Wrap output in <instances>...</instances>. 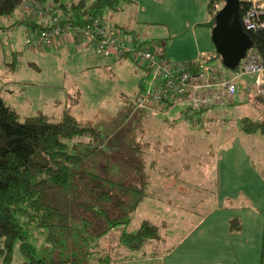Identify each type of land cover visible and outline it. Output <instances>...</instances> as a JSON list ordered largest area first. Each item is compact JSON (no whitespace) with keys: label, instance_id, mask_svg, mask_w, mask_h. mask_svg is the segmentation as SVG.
<instances>
[{"label":"rangeland","instance_id":"obj_1","mask_svg":"<svg viewBox=\"0 0 264 264\" xmlns=\"http://www.w3.org/2000/svg\"><path fill=\"white\" fill-rule=\"evenodd\" d=\"M143 2L149 5L147 11L128 6L126 12L107 13V19L118 22L119 18L139 9L136 19L139 23L130 19L134 30L144 33L151 40L165 42L169 54L176 52L184 57L187 52L195 53L199 50L209 53V50L215 48L210 28L197 25L196 31L192 29L197 20L194 12L187 8L177 11L180 0ZM152 6L156 8L154 13ZM142 20H152L162 25L148 26ZM164 20L166 25L162 22ZM25 28L20 26L4 34L0 33V93L7 103L15 107L23 117L45 112L58 119L60 116L57 112H60L62 106L58 108L54 101L60 100L65 91L79 89L80 103L73 105L71 112L79 120L94 123L103 134L100 149L90 156L85 155V146L78 144L76 152L85 157L79 170L85 176L78 179L73 192H66L64 196L53 190L57 188L48 190L59 203L60 212L66 214L63 221L65 226L59 227V236L62 229L68 233L77 232L84 242L94 236L102 255L107 254V249L103 248L107 242L116 245L120 241L125 228L121 222L127 219L130 220L128 231L136 232L142 221L150 220L160 227L164 235L168 233L172 236L175 233L177 236L179 227L190 216L189 211L196 199L194 194L211 197L212 191L205 190L208 186L202 185L216 180L212 168L214 170L220 164V181L264 176V144L262 138L258 137L260 132L244 134L240 128L241 119L245 116L260 118L259 108L262 105L255 104V91L245 93L247 98L240 99L239 95L233 104L211 106L194 115L195 120L186 119L183 115L173 117L171 119H175L179 125L171 130L166 129L163 125L170 122V117L153 115L137 107L135 98L140 90L139 84L148 78L145 70L138 67L131 58L109 60L93 48L82 51L72 48L68 50L69 54L65 51L67 55L65 52L39 53L27 50L24 47ZM30 61L35 64H30ZM15 62L17 66L13 70L10 63ZM221 62L212 60L208 64L212 68L211 80L215 84L221 81L222 75L214 73V69L218 72V68H221L222 73L232 74ZM254 81V77L243 75L237 83L253 86ZM52 94L59 96L58 99L52 98ZM172 116H176V113ZM183 123L184 126H181ZM150 124L154 125L150 127ZM79 141L85 144L87 139ZM192 147L197 148L198 154L204 153L203 163H200V156L190 159L187 151ZM162 151L171 155L169 165L175 164L180 168L190 159L191 167L165 179L159 176L156 179L146 177L143 170L147 158L156 161L158 170L161 167L159 156ZM86 172L100 175L106 185L101 186L99 182L103 180L86 175ZM111 181L115 182L114 185L110 184ZM91 189L98 191L95 193ZM104 190L109 196L103 194L99 198L98 195ZM170 198L178 201L177 207L175 203L167 205ZM176 216L180 220L182 217L186 219L179 221ZM162 221H168V225L162 224ZM105 230L108 232L100 236ZM96 239L91 242L93 248ZM20 259L17 249L14 262Z\"/></svg>","mask_w":264,"mask_h":264},{"label":"trees","instance_id":"obj_2","mask_svg":"<svg viewBox=\"0 0 264 264\" xmlns=\"http://www.w3.org/2000/svg\"><path fill=\"white\" fill-rule=\"evenodd\" d=\"M132 1L0 0V32L12 31L19 26H25L27 30L24 35V47L27 50H33L27 46L26 41L29 34L37 31L39 25L35 19L27 18L19 11L20 7L27 2H34L40 5L54 2L59 4L60 9L66 14L75 17L77 23H80L89 15H97L106 19L107 13L123 11L128 3ZM223 1L225 0H209L208 6L211 20L204 25L211 30H213L215 25V15L217 13L214 5L219 3V5L224 6ZM242 14L243 8H241V16ZM126 32L135 33L136 31L126 30ZM136 33L142 35L144 41H151V39L144 36V33ZM248 33L253 41V47L258 50L261 60L264 61V31L252 30ZM71 48L78 49L75 46ZM89 48H93L96 51L92 46L78 50L82 51ZM166 52L167 50L165 49ZM47 53L50 52L48 51ZM166 56L169 58L168 53H166ZM108 59L110 60L111 58ZM169 59L172 60L171 58ZM111 60L119 59L112 58ZM193 61L195 60L190 62ZM10 64L11 69L15 70L17 63ZM30 64L35 63L31 62ZM147 75L145 71V76ZM146 83L147 80L139 84L140 90L135 98L137 107L140 110H147L153 115L161 114L168 117L169 114L167 113L169 111L175 110L182 105V107H185L183 115L186 119L190 118L191 120H195L194 115L206 110L203 108H192L189 103H180L181 105L178 103L170 108L173 104L171 101L164 107V109H169L166 112L155 109L157 106L154 109L139 107L138 97L145 90ZM239 92L237 93L238 95ZM255 94L257 99L255 104L260 103L262 105L259 108L260 118L255 119L251 116L242 118L240 128L244 134H255L257 132L264 134V94L257 92ZM80 95L81 91L79 89H73L66 100L63 114L57 119L45 112L23 117L15 107L7 103L0 93V264L64 263L61 258L64 243L58 231L60 226H65L63 221H65L66 214L60 212L59 203L56 202L48 190L50 188H60L68 194L72 193V189L79 181L78 179L85 176L79 170V166L83 165L85 157L76 152L79 149L78 144L85 146V155L90 156L100 149L99 147H101L103 142L101 141L103 134H101V130L94 123L89 120H79L71 112L72 106L80 103ZM249 99L251 100V95ZM81 139H87V142L85 144L78 142ZM86 175L103 180L102 183L99 182L100 185H106L105 179L100 175L88 174V172H86ZM114 183V181L110 182L111 185H114ZM91 190L95 193L98 191ZM103 194L106 197L109 196L108 192L104 190L101 195H98L99 198ZM129 221L127 219L121 222L125 225V228L121 233L120 245L139 251V249L144 247L145 243L160 239L159 226L153 221H142L143 223L136 232L127 230ZM239 226V219H233L232 228L237 229ZM106 232L108 230L101 232L99 235H104ZM94 238L96 239L93 236L90 240H86L88 246L87 255L94 257L97 264H114L109 254L102 255L98 250L97 239L94 248L91 246V242L95 240ZM17 249L22 259L14 262V255ZM262 261L264 264V253Z\"/></svg>","mask_w":264,"mask_h":264},{"label":"crops","instance_id":"obj_3","mask_svg":"<svg viewBox=\"0 0 264 264\" xmlns=\"http://www.w3.org/2000/svg\"><path fill=\"white\" fill-rule=\"evenodd\" d=\"M144 1L148 2L149 0ZM208 3L209 0H180L177 11H182L184 8H187L189 11L194 12V18H197V20L193 25L194 27H191L196 31L197 25H202L205 28L208 27L204 25L211 20ZM128 6H130V8H139L140 10L146 11L149 8V5L144 3L143 0H133L129 2L123 11L126 12ZM141 6L144 7L141 8ZM139 9L125 16L126 18L121 17L118 22H113L122 26L125 30H134V24L132 25L130 19L135 21V23H139L138 20H136ZM151 9L154 13L156 8L152 6ZM143 22L148 24V26L162 25L152 20H145ZM162 22L163 24L165 22V25L167 24L165 20ZM26 30L25 28L24 35ZM6 31H1L0 33L4 34ZM170 33L169 31V34ZM68 50H72V48L63 47L57 52L52 51L50 53L61 52L62 54ZM214 50L215 48L209 50V53L199 50L195 53L187 52L184 57L178 55L176 52L169 54L167 51L166 53H168L169 58L174 61L187 62L214 53ZM69 52L70 51H68V54ZM65 53L67 55V52ZM218 69V72H215L217 69H214V73L225 75L222 73L221 68ZM239 91L240 97L239 95L237 97L242 99L241 97L247 98V94L250 91L253 93L252 91L255 90L251 84L244 83L239 84ZM70 93V91H65L64 94H61L60 100L54 101L55 105H58V108L62 106L60 112H57L58 116L63 114L62 112ZM51 97L54 98L55 95L52 94ZM58 97L59 96L56 95L55 98L58 99ZM237 97L226 99L222 104L218 103L214 106L233 104ZM203 109L208 110L209 108ZM183 110H185V107L181 105V107L169 111L170 113H167L169 114L168 117H170V119L173 117L178 118L180 115L184 114ZM175 113L176 116H172ZM170 119H168L170 122L163 126L171 130L177 127L179 122H176L175 119ZM152 125L154 124H150L149 126L152 127ZM181 126H184V123ZM188 134H190V132H188ZM258 135L259 138H262L261 141L264 144V134L260 132ZM167 141L169 142V139ZM187 153L190 159L193 158V156H200V163L202 162V158H204V153L201 152L198 154L197 148L194 147L188 150ZM160 154L159 163L161 167L158 168V170H156V161L147 158L146 167H144L143 170L146 177L156 179L159 176L165 179L174 174V176H176L181 170L191 167L192 162L190 159L189 162H184L185 165L183 167L178 168L175 164L169 165L171 158L169 153L162 151ZM224 169L225 166L223 165V170ZM157 171H159L158 174L156 173ZM263 171L264 167L262 169V172ZM211 172L213 176L215 174L216 180L202 185V187L204 185L208 186L205 190L212 191L211 197L194 194L196 199L193 200L192 210L189 211L190 216L187 217V222H183L182 226L179 227L177 236H175V233L172 236L168 233L164 235V232H161L159 227V232H161L160 239H157L159 242L155 240L152 242L153 240H151L145 243L144 247L139 249V251L131 250L120 245V241H118L116 245H111L107 242L103 248L105 250L107 249L106 253L112 257L114 264H263L264 176H259L257 179L239 178L237 180L225 179L220 181V164L218 168L214 170L212 168ZM53 190L56 193L60 192L66 196V192L61 191L59 188ZM53 190H51V192ZM168 203L167 205L169 206L173 203H175V207L178 206V201H173L171 198ZM176 218L179 221L186 219L182 217L180 220L178 216H176ZM233 219H239V228H232ZM162 224L168 225V221H162ZM60 233L64 242V249L62 252L63 264H97L94 257L87 255L88 246L77 232L68 233V231L62 229ZM70 242L72 245L69 244ZM85 255L87 256L85 257Z\"/></svg>","mask_w":264,"mask_h":264},{"label":"built area","instance_id":"obj_4","mask_svg":"<svg viewBox=\"0 0 264 264\" xmlns=\"http://www.w3.org/2000/svg\"><path fill=\"white\" fill-rule=\"evenodd\" d=\"M240 5L245 30L264 31V0H240ZM215 6L217 10L221 8L219 3ZM19 11L39 25L26 41L33 50L56 52L63 47L84 49L92 46L107 59L127 57L144 68L148 79L145 90L138 97L139 107L154 109L157 106L155 109L166 112L169 109L164 107L171 101L170 108L178 103H189L195 109L211 108L238 95L237 81L243 75L254 77L253 89L264 94V61L254 47L247 51L238 68L230 70L232 74H221V81L215 84L208 64L212 60L221 61L217 52L198 57L193 62L172 61L166 56L165 42L144 41L142 35L128 33L107 18L89 15L80 24L54 2L42 5L27 2Z\"/></svg>","mask_w":264,"mask_h":264},{"label":"water","instance_id":"obj_5","mask_svg":"<svg viewBox=\"0 0 264 264\" xmlns=\"http://www.w3.org/2000/svg\"><path fill=\"white\" fill-rule=\"evenodd\" d=\"M215 17L211 39L221 61L232 71L239 67L242 58L253 47V41L242 24L240 0H225Z\"/></svg>","mask_w":264,"mask_h":264}]
</instances>
